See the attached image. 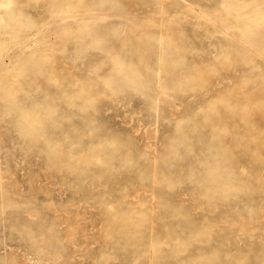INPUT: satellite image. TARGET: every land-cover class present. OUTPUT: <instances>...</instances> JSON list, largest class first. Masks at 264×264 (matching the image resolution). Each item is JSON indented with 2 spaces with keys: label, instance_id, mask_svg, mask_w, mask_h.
Listing matches in <instances>:
<instances>
[{
  "label": "rangeland",
  "instance_id": "1",
  "mask_svg": "<svg viewBox=\"0 0 264 264\" xmlns=\"http://www.w3.org/2000/svg\"><path fill=\"white\" fill-rule=\"evenodd\" d=\"M0 264H264V0H0Z\"/></svg>",
  "mask_w": 264,
  "mask_h": 264
},
{
  "label": "bare ground",
  "instance_id": "2",
  "mask_svg": "<svg viewBox=\"0 0 264 264\" xmlns=\"http://www.w3.org/2000/svg\"><path fill=\"white\" fill-rule=\"evenodd\" d=\"M30 67V66H28ZM7 92V90L5 91ZM26 105H24L23 107H25ZM12 107V106H10ZM9 105H6V104H3L2 107H1V110L3 109L4 111H8L10 109ZM14 109H16L15 107H13ZM17 121V116L15 117V119L13 120V122H16ZM40 123H43V120H39ZM36 140V137H32V141L35 142ZM204 141L206 143V145L208 147H214V142L213 140L209 139V138H204ZM176 159V158H174ZM170 160V159H169ZM222 263V262H221Z\"/></svg>",
  "mask_w": 264,
  "mask_h": 264
}]
</instances>
